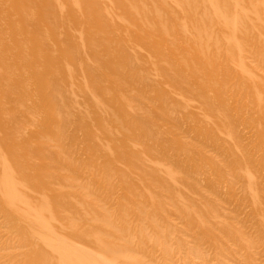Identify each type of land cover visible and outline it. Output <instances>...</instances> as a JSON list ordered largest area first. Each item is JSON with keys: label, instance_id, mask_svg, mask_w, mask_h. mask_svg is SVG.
Returning <instances> with one entry per match:
<instances>
[{"label": "rangeland", "instance_id": "1", "mask_svg": "<svg viewBox=\"0 0 264 264\" xmlns=\"http://www.w3.org/2000/svg\"><path fill=\"white\" fill-rule=\"evenodd\" d=\"M0 264H264V0H0Z\"/></svg>", "mask_w": 264, "mask_h": 264}]
</instances>
